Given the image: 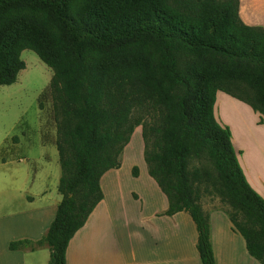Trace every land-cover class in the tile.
Returning <instances> with one entry per match:
<instances>
[{
	"label": "trees",
	"instance_id": "obj_1",
	"mask_svg": "<svg viewBox=\"0 0 264 264\" xmlns=\"http://www.w3.org/2000/svg\"><path fill=\"white\" fill-rule=\"evenodd\" d=\"M107 1L0 0V86L16 83L24 50L50 68L40 99L51 104L60 168L61 199L46 234L36 243L11 242L9 250L46 246L48 264H65L70 240L103 199L100 179L120 168L141 127L148 175L168 202L164 215L190 216L200 263L215 264L199 204V185L212 178L194 165L205 160L233 230L264 264V199L214 117L217 93H224L264 124V99L242 100L226 85L228 74L250 76L264 97V29L241 21L240 0H153L141 16L111 24L100 11Z\"/></svg>",
	"mask_w": 264,
	"mask_h": 264
},
{
	"label": "rangeland",
	"instance_id": "obj_2",
	"mask_svg": "<svg viewBox=\"0 0 264 264\" xmlns=\"http://www.w3.org/2000/svg\"><path fill=\"white\" fill-rule=\"evenodd\" d=\"M151 1L109 0L101 6L100 11L107 24L119 23L141 16ZM246 2L244 6L248 11L252 7L249 0ZM259 16L264 17V14ZM259 16L255 20L264 23ZM20 59L25 66L18 73L16 83L0 86V215L6 212L12 215L28 214L30 208L51 206L58 196L60 168L54 146L55 126L50 119L51 104L46 99H40L51 81L52 71L30 50L21 52ZM226 85L230 95L255 104L263 102V92L253 77L228 74ZM214 117L222 128L229 130L238 164L248 185L264 199V124H260L261 116L246 104L224 93H217ZM143 150L141 127H137L121 157L122 175L127 177L119 192L122 197L128 196L133 189L140 195L149 194L148 188L141 191V187L128 178V174L131 179L135 177L133 168L136 166L146 168ZM194 165L208 171L212 178L209 183L199 185L201 208L206 212H230L229 205L214 192L216 182L213 181L215 172L212 166L205 160ZM31 182L34 183L31 185ZM5 183L8 189L4 188V192L1 186L5 187ZM38 192H45V196H38ZM27 195L35 197L32 207H28L25 200ZM8 236L11 238L12 234ZM3 242L4 239L0 241Z\"/></svg>",
	"mask_w": 264,
	"mask_h": 264
},
{
	"label": "crops",
	"instance_id": "obj_3",
	"mask_svg": "<svg viewBox=\"0 0 264 264\" xmlns=\"http://www.w3.org/2000/svg\"><path fill=\"white\" fill-rule=\"evenodd\" d=\"M249 2L252 8L247 11L246 0H240L242 21L250 27H264V23L255 20L264 14V0ZM259 18L264 20V17ZM136 169L137 175L131 179L128 174V178L137 183L141 191L148 188V196L140 195L134 189L128 196H120L127 179L122 175V163L119 169L106 172L100 179L103 199L70 240L65 264H201L196 250L197 232L190 216L185 212L165 216L166 197L148 175L147 167L136 166ZM4 188L8 189L6 183L5 187L1 186L5 192ZM37 195L45 196V192ZM60 199L58 194L51 206L30 208L28 214L6 212L0 215V241L4 239L0 243V264H48V247L10 251L8 241L36 243L41 240L55 217ZM25 200L28 207L35 203V197L31 195ZM202 211L209 219L215 264H259L249 255L243 238L233 230L224 211L206 212L203 208ZM9 234H12L11 238H8Z\"/></svg>",
	"mask_w": 264,
	"mask_h": 264
}]
</instances>
